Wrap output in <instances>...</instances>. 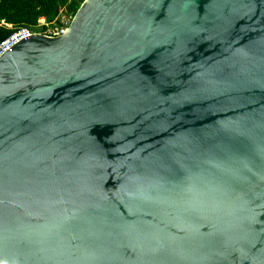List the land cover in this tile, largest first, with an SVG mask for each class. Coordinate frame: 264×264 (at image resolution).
I'll use <instances>...</instances> for the list:
<instances>
[{
    "label": "water",
    "instance_id": "water-1",
    "mask_svg": "<svg viewBox=\"0 0 264 264\" xmlns=\"http://www.w3.org/2000/svg\"><path fill=\"white\" fill-rule=\"evenodd\" d=\"M0 264H264V0H82L3 52Z\"/></svg>",
    "mask_w": 264,
    "mask_h": 264
},
{
    "label": "trees",
    "instance_id": "trees-1",
    "mask_svg": "<svg viewBox=\"0 0 264 264\" xmlns=\"http://www.w3.org/2000/svg\"><path fill=\"white\" fill-rule=\"evenodd\" d=\"M82 0H0V40L13 29L27 26L33 32L61 23V14L68 24ZM43 22H39V18Z\"/></svg>",
    "mask_w": 264,
    "mask_h": 264
},
{
    "label": "built area",
    "instance_id": "built-area-1",
    "mask_svg": "<svg viewBox=\"0 0 264 264\" xmlns=\"http://www.w3.org/2000/svg\"><path fill=\"white\" fill-rule=\"evenodd\" d=\"M38 21L41 23L43 22V19ZM66 26V18H63L61 19V23L59 25H55L53 27L48 26L41 33L47 35H58L64 33ZM31 33H33V31H31L27 26H21L16 29H13L4 38L0 40V55L6 50L10 49L11 46L20 39L27 38Z\"/></svg>",
    "mask_w": 264,
    "mask_h": 264
},
{
    "label": "rangeland",
    "instance_id": "rangeland-1",
    "mask_svg": "<svg viewBox=\"0 0 264 264\" xmlns=\"http://www.w3.org/2000/svg\"><path fill=\"white\" fill-rule=\"evenodd\" d=\"M63 15H64V14H61V19L65 18ZM41 19H43V18L40 17L39 20H41Z\"/></svg>",
    "mask_w": 264,
    "mask_h": 264
}]
</instances>
